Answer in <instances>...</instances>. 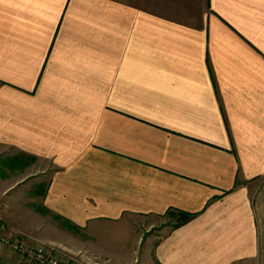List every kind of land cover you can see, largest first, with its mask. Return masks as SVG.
I'll return each instance as SVG.
<instances>
[{
  "label": "crops",
  "instance_id": "crops-1",
  "mask_svg": "<svg viewBox=\"0 0 264 264\" xmlns=\"http://www.w3.org/2000/svg\"><path fill=\"white\" fill-rule=\"evenodd\" d=\"M0 217L111 263L264 264V0H0Z\"/></svg>",
  "mask_w": 264,
  "mask_h": 264
},
{
  "label": "rangeland",
  "instance_id": "rangeland-1",
  "mask_svg": "<svg viewBox=\"0 0 264 264\" xmlns=\"http://www.w3.org/2000/svg\"><path fill=\"white\" fill-rule=\"evenodd\" d=\"M1 218V217H0ZM182 217L176 213H169L164 217V220L172 225L175 224L176 222H178ZM6 224V223H5ZM7 226V224H6ZM7 228H9L7 226ZM11 232L16 233L18 236H20L24 242H26L28 245L39 248V249H43L46 250L47 252H50L52 255L57 256L59 259L66 261L68 260L69 264H75L77 262H80L82 264H89L90 260H94L96 261V259L100 260L103 259L104 261L103 264H155L154 262V258L151 257H145L143 254H141V250H140V254L139 255H135L133 257H131V260L129 261V263H111L109 262V259H105L103 257H93V256H89L88 254H84V253H78V251H72V247L74 244L73 240H66V241H60L58 239H52V240H42V239H32V238H28L21 232L14 230H10ZM47 235H50V233H47ZM53 235V234H52ZM56 236V235H54ZM150 238V239H149ZM146 241L147 243H151L153 244V239L152 237H146ZM66 242L68 245H66ZM76 261V262H75Z\"/></svg>",
  "mask_w": 264,
  "mask_h": 264
},
{
  "label": "built area",
  "instance_id": "built-area-1",
  "mask_svg": "<svg viewBox=\"0 0 264 264\" xmlns=\"http://www.w3.org/2000/svg\"><path fill=\"white\" fill-rule=\"evenodd\" d=\"M0 246L7 247L17 254L22 264H69L46 250L28 245L16 233L8 232L5 222L0 218Z\"/></svg>",
  "mask_w": 264,
  "mask_h": 264
},
{
  "label": "trees",
  "instance_id": "trees-1",
  "mask_svg": "<svg viewBox=\"0 0 264 264\" xmlns=\"http://www.w3.org/2000/svg\"><path fill=\"white\" fill-rule=\"evenodd\" d=\"M177 214L179 215V217L181 216L182 218L177 222L176 226L184 224L185 222H187L191 218L190 214H187L184 212H179Z\"/></svg>",
  "mask_w": 264,
  "mask_h": 264
}]
</instances>
